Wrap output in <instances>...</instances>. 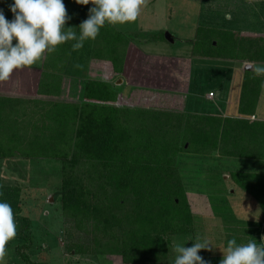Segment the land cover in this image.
Instances as JSON below:
<instances>
[{
  "label": "trees",
  "instance_id": "1",
  "mask_svg": "<svg viewBox=\"0 0 264 264\" xmlns=\"http://www.w3.org/2000/svg\"><path fill=\"white\" fill-rule=\"evenodd\" d=\"M69 2L67 14L77 18L65 27L76 32L81 5ZM112 37L104 35L100 55L92 58L111 63L119 77L126 70L137 72L139 63L131 67L135 60L129 56L130 41L121 34ZM72 44L65 42L47 53L46 70L64 73ZM194 44L197 58L264 64V36L199 27ZM46 73L38 94L55 96L61 79ZM203 89L212 92L209 84L202 83L201 93ZM260 93L261 81L245 71L238 112L227 115L122 108L116 105L120 94L105 80L87 81L81 103L0 98V160L61 163L62 213L78 235L67 231L73 239L70 251L118 255L123 264H161L170 257L173 237L190 233L194 224L179 167L181 155L264 160V121L251 118ZM231 178L264 203L262 190L255 191L260 184L264 187V173L233 171ZM0 193V202L11 205L18 225L21 243L16 252L26 264H43L29 254L34 236L31 219L22 214V189L0 178Z\"/></svg>",
  "mask_w": 264,
  "mask_h": 264
},
{
  "label": "rangeland",
  "instance_id": "2",
  "mask_svg": "<svg viewBox=\"0 0 264 264\" xmlns=\"http://www.w3.org/2000/svg\"><path fill=\"white\" fill-rule=\"evenodd\" d=\"M63 2L65 6H72L69 0H63ZM13 3L14 0H0V11L10 22L14 19V15L10 11V5ZM236 4L242 7V11L248 14L244 15H247L249 19L253 18L252 20H254L255 16L260 17L263 14L264 7L262 10L259 4L257 6L251 0H147V6L142 7L135 22L115 26L106 24L100 29L99 38L97 37L100 41L98 39L85 41L81 49L72 50L73 55L69 62L72 64L73 59L81 62L88 61L90 55L93 56L95 53L100 55L98 47L102 48L101 40H103L104 35L113 38L112 35L121 34L123 38L126 37L132 44L141 47L143 53L155 54L150 56L156 61L150 59L147 68L143 65L141 72L143 81L140 83L146 84L147 79L157 83L161 79L155 71L156 63L159 60L156 56L183 57L186 58V63L184 65L181 63L179 68L181 71L188 72L189 64H191L189 67L190 71L192 69L191 85L194 84L190 90L187 112L191 110L198 113H206L207 111L211 113L228 112L227 107L233 108L238 99L235 90L237 91L241 87V76L237 70L246 71V63L223 59L200 61L195 56L197 53L194 51H198V48H195L194 41L199 27L213 28L222 30V32H239L240 34L246 31L264 33V27L237 28L240 22L235 18L237 12L234 10V5ZM256 6L257 8H255ZM92 7L94 5L91 3L81 5L76 29L77 35L80 32L79 25L88 18L89 9ZM226 14H230L228 19L225 18ZM72 18L77 17L74 14ZM247 18L245 17L244 21H247ZM260 23L264 24V21ZM167 32L175 38L174 44L164 40ZM100 34L103 35L100 36ZM15 43L14 40L13 44L15 45ZM165 50L169 51L168 54L175 55H165ZM102 55L107 54L102 53ZM81 64L78 65L80 68ZM68 65L64 70L69 68ZM92 69L96 70L97 68L92 67ZM106 70L104 68L98 74H96L98 71L92 72L94 77L92 79L110 81L111 75L108 74L113 71L108 73ZM55 77L58 80L59 76ZM15 78H17L16 75L11 76L14 82ZM11 79L6 82V87ZM164 79L168 82L170 80L168 77ZM204 80H209L212 83L211 90L216 92L217 97L215 100L206 101L201 96L202 102L197 104L195 101V104H193L194 89L198 88L199 83ZM113 81L118 82L119 80ZM8 90L6 89L5 92ZM204 92L206 94V90ZM70 94L62 95L59 100H65L66 102L80 101L81 103L82 100H80V97L75 96V92ZM130 98V100L126 99L121 102L120 106L124 104L131 107L141 106L147 109L168 110L171 108L175 111H182L185 104V100L182 99L175 102L166 101L163 97L159 98L150 93L136 92ZM195 99L198 101L197 97ZM2 103L4 104L0 101V105ZM9 105L14 108L12 103ZM23 110L24 108H21V112ZM35 160L24 158L0 160V178L3 183L22 189V214L31 219L30 231L34 236V245L29 251L33 261L43 264H123L121 257L118 255L91 254L83 256L68 249L73 239L69 237L67 231L73 232L77 238L78 235L75 230L71 229V223L65 220L62 213L60 194L61 163L51 159ZM250 161L255 160L203 156L195 153L181 155L179 167L191 203L194 224L190 233L173 237L170 257L161 264H174L177 255L174 251V245L181 244L185 247H192L197 237L200 238L201 242L207 240L210 244L211 251L201 250L198 253L208 264H219L226 249V240L238 237L241 240L240 244L252 240L250 233L247 232L246 225L249 222V225L253 226V222L261 216L257 214L256 207L252 202L241 197L242 191L237 190L235 196H230V191L237 188L235 181L231 178V173L233 171H249L252 167L254 168L255 166ZM261 223L262 228H264V221ZM245 233H248V235H245ZM20 243L21 240L17 237L9 243L8 254L0 264H26L16 252V247Z\"/></svg>",
  "mask_w": 264,
  "mask_h": 264
},
{
  "label": "clouds",
  "instance_id": "3",
  "mask_svg": "<svg viewBox=\"0 0 264 264\" xmlns=\"http://www.w3.org/2000/svg\"><path fill=\"white\" fill-rule=\"evenodd\" d=\"M80 5L91 3L88 18L79 25V35L74 27H65L71 19L63 0H14L10 22L0 11V82L9 81L15 70L31 67L41 61L45 53L51 54L57 46L75 41L77 51L85 41L95 40L106 24L115 26L135 22L147 0H76ZM230 14H226L228 19ZM16 41L15 45L13 41ZM245 70L255 76L264 75V65L246 62ZM2 195V193H0ZM17 222L11 205L0 202V262L8 254V245L17 236ZM264 239V237H262ZM209 242L197 237L192 247L175 244L174 264H208L198 253L211 251ZM219 264H264V247L254 240L238 244L236 239L227 241Z\"/></svg>",
  "mask_w": 264,
  "mask_h": 264
},
{
  "label": "crops",
  "instance_id": "4",
  "mask_svg": "<svg viewBox=\"0 0 264 264\" xmlns=\"http://www.w3.org/2000/svg\"><path fill=\"white\" fill-rule=\"evenodd\" d=\"M252 2L256 3L257 6L258 4L260 5V8L263 10L264 7V0H251ZM235 6V11L237 12V15H235L236 20H238L240 23L238 24L237 28H263L264 24L260 23L264 21V10H263V14L262 16L258 17L255 16V19H249L247 18V13H245L244 11H242V7H240L239 5H234ZM257 6L255 8H257ZM247 14V15H244ZM245 17L247 18V21H244ZM241 32V31H240ZM242 35H247V36H264V33L262 32H255V33H251V32H241ZM167 35L168 38H167ZM165 40L169 41L171 44L175 43V38L171 36L170 33H165ZM128 51H129V56L131 55L132 60L134 59V64L131 65V67L135 66V63H139L138 67H136V71L135 73L131 72H127V70L125 71L124 75H121L119 77V75L114 74V72H112L111 74V80L110 82L114 85V89L120 94L119 95V104H116L119 107L125 108V107H130V108H144L141 106H137V107H131L130 105H124L122 104V106H120L121 102L125 101L126 99L130 100L133 96L134 93H142V94H147L150 93L151 95H155L156 97H163L164 100L166 101H180L185 100L184 101V109L182 111H175L172 110L171 108L166 110V111H170V112H186L187 110V104L189 101V94H190V90L192 88V86H194V84L190 85V81L192 79L191 74H192V69L190 71L189 67L191 66V64H189L188 67V72H184L180 70V64L182 63V65H184L186 62V58L183 57H176V56H156V58H159V62L157 61V66L155 71L159 74V76L161 77V79H159V82L155 83L154 81H150V79H147L146 84H142L140 83L141 81H143V76H142V68L143 65L145 68H147L149 65L148 61H150V59H152L153 61H156L153 59L152 56L150 55H155L154 53H143V49L139 46H136L134 44H132V42H130L129 46H128ZM169 51L165 50V55H175V54H168ZM73 52L70 55V58H72ZM177 55V54H176ZM46 59H47V53H45L44 57L42 58L41 61L37 62L36 64H34L31 67H27V68H23V69H19V70H15L12 74V76H17V78H15V82L14 80L9 82L8 86L6 87V82H0V98L3 99H21L23 101H33L34 100H39L36 103L40 102V101H57L60 102L62 98V95L65 94H69L70 93H74L75 92V96L77 98L80 97V100H82V93H83V87L85 85V83L89 80H93L92 78H94L92 76V72L96 74H98L100 71L104 70V68H106V72L110 73L111 71H113L112 68V64L107 62V61H101L98 59H93L92 56L90 55L89 60H85L83 62L73 59L72 64L69 62V65L67 68V70L64 71V73H56L53 72L52 74V68H50L51 70H46L45 65H46ZM141 59V60H140ZM200 61H207L206 59H202V58H198ZM71 60V59H69ZM137 60H140L141 62H137ZM209 61V60H208ZM210 61H216V60H211ZM231 61V60H230ZM234 62V61H232ZM82 63V64H81ZM160 63V64H158ZM190 63V62H189ZM239 63V62H237ZM81 64V68L80 65ZM255 64H260V63H255ZM264 65V64H261ZM92 67H96L97 69L93 70ZM99 67V68H98ZM80 68V69H79ZM112 69V70H110ZM154 69V68H151ZM47 72L46 74L48 75H54V76H59L60 80V87L59 90H57L55 93V96H47V95H39V87H40V83L41 80L43 78L44 73ZM237 72L240 74L241 79H240V89L239 90H235V93L238 95V99L236 104L234 105L233 108H230V106L227 107L228 112H220V113H216V112H209L207 111L206 113L208 114H220V115H227V114H236L238 108H239V101H240V95L242 92V88H243V82L245 79V71L244 70H237ZM235 71V74L237 73ZM247 72H251V71H247ZM254 74V73H253ZM116 75V76H115ZM165 77H168L170 80L165 81ZM237 77V76H236ZM258 79L261 81V93H260V98L258 100V105H257V111L256 114L254 116H252L251 118L253 119H258V120H263L264 121V75L262 76H257ZM116 78V79H114ZM55 80L56 77L54 78ZM122 79V80H120ZM164 79V81H163ZM113 80H119L118 82H115ZM49 81V80H48ZM107 81V80H105ZM115 82V83H113ZM4 83V84H3ZM117 83V84H116ZM123 83L122 85L118 86L119 84ZM205 86H207L208 84L210 85V90L212 87V83L209 80H204L202 82ZM199 83L198 88H195V95L193 93V100L195 104L196 103H201V96L204 97V100L209 101V100H215L217 97V94L214 90H211L212 92L215 93V97L213 99L209 98L208 95V91L201 93L200 91V87L201 84ZM157 84V85H156ZM73 86L71 89H73L71 92H68L70 89V87ZM69 88V89H68ZM6 89H9L8 91L5 92ZM45 91L50 94V92H52V88L51 86L48 85V83H46L45 86ZM205 90V89H203ZM4 91V92H3ZM53 95V94H51ZM61 97H60V96ZM195 97L198 98V101L195 99ZM83 101V100H82ZM81 101V102H82ZM62 102H66L65 100H62ZM75 103H80V101H76ZM110 105H115V104H111ZM196 104V105H197ZM34 106V105H32ZM198 106V105H197ZM195 106V107H197ZM154 110H163V109H154ZM196 110V109H195ZM225 110V109H223ZM231 111V112H230ZM29 112V111H28ZM190 112L192 113H198V112H193V110H191ZM205 114V113H203ZM252 162V164L255 166L254 168L252 167V169H250L247 172H256V173H264V160H255V161H250ZM237 186V185H236ZM237 190L242 191L241 193V197L243 198H247V200L249 202H252L254 204V206L256 207V212L257 214H260L261 217H257V221L255 220V222H253V226L246 225V229L247 232L250 233V236L252 238V240H254L258 246L264 247V239H262V237H264V228H262V221H264V208H263V202L259 201L257 198L254 197V195L249 194L246 191H243L242 189H240L238 186L237 188H234L230 191V196H235V192ZM262 190L264 191V187L262 186V184H260V187H257L255 189V191H259ZM261 191V195H263L264 197V192ZM237 194V193H236ZM254 221V220H253ZM248 233H245V235H248Z\"/></svg>",
  "mask_w": 264,
  "mask_h": 264
},
{
  "label": "built area",
  "instance_id": "5",
  "mask_svg": "<svg viewBox=\"0 0 264 264\" xmlns=\"http://www.w3.org/2000/svg\"><path fill=\"white\" fill-rule=\"evenodd\" d=\"M209 98L213 99L215 97V93L214 92H210L208 95Z\"/></svg>",
  "mask_w": 264,
  "mask_h": 264
},
{
  "label": "water",
  "instance_id": "6",
  "mask_svg": "<svg viewBox=\"0 0 264 264\" xmlns=\"http://www.w3.org/2000/svg\"><path fill=\"white\" fill-rule=\"evenodd\" d=\"M169 35H167V38H168Z\"/></svg>",
  "mask_w": 264,
  "mask_h": 264
}]
</instances>
